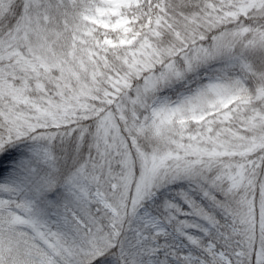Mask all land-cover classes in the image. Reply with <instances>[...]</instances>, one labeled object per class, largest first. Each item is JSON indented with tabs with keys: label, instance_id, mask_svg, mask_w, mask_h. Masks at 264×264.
<instances>
[{
	"label": "snow or ice",
	"instance_id": "obj_1",
	"mask_svg": "<svg viewBox=\"0 0 264 264\" xmlns=\"http://www.w3.org/2000/svg\"><path fill=\"white\" fill-rule=\"evenodd\" d=\"M0 264H264V0H0Z\"/></svg>",
	"mask_w": 264,
	"mask_h": 264
}]
</instances>
